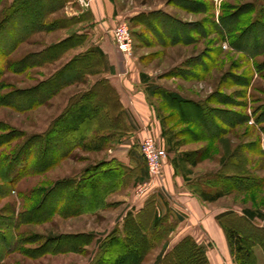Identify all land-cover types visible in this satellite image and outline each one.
<instances>
[{
	"label": "rangeland",
	"instance_id": "374dc122",
	"mask_svg": "<svg viewBox=\"0 0 264 264\" xmlns=\"http://www.w3.org/2000/svg\"><path fill=\"white\" fill-rule=\"evenodd\" d=\"M12 1L0 0V233L19 244L5 251L0 241V252L5 254L0 264L115 261L117 254L121 256L120 242H112L107 253L101 250V243L110 239L115 228H124L129 213L141 215L146 227L155 214L162 217L161 236L139 264H156L165 248L185 235L204 247L208 264L244 260L264 264V218L249 220L244 216L245 209L264 214V0H118L124 14L114 26L126 21L133 39L131 56L125 60L120 56L130 67L131 79L141 77L148 87L156 85L198 101L207 110L209 122L202 130L182 121L164 91L156 89L148 99L166 131L165 137H156L167 152L162 171L144 173L140 143L146 136H154L147 133L136 142L141 159L135 155L138 162L132 161L130 167L134 168H129L126 184L120 189L126 192L107 197L104 207L96 212L68 216L51 212L53 200L37 208L48 189H55L61 180L81 178L88 167L115 153L122 157L119 147L128 144L124 136L130 130L129 115L120 116V137L103 148L89 144L75 147L70 139L75 133H71L61 144V149L70 147L68 155L53 166L47 165L48 156L44 163L45 142L38 141L22 175L10 181L6 169L11 156L31 141L33 134L54 126L79 94L97 91L113 105V113L121 108L120 104L116 107L120 95L106 71L107 58L91 53L95 44L85 22L88 16L79 11L76 0ZM20 3L23 8L16 10ZM221 18L233 27L234 37L244 32L242 42L231 43L227 32L223 39L216 28ZM255 21L258 23L252 24ZM176 22L180 26L175 30ZM64 39L67 46H60ZM80 54L86 56L76 65L87 67L81 79L61 85L38 103L42 93L54 89L62 79L46 90L38 85ZM67 121L72 126L79 124L73 116ZM85 121L80 126L86 123L82 127L90 128ZM167 138L174 144L167 143ZM59 149L51 147L49 152L59 154ZM184 152H188L185 158ZM36 164L41 166L39 170L30 172ZM218 190H223L219 198L203 199V191L213 194ZM81 193L87 189L81 188ZM225 226L242 234L252 258L231 246ZM75 232L85 236L73 241L66 238V250L59 244L60 251H48L54 247L47 248L50 237ZM105 260L103 264H108Z\"/></svg>",
	"mask_w": 264,
	"mask_h": 264
},
{
	"label": "trees",
	"instance_id": "16d2710c",
	"mask_svg": "<svg viewBox=\"0 0 264 264\" xmlns=\"http://www.w3.org/2000/svg\"><path fill=\"white\" fill-rule=\"evenodd\" d=\"M14 1L15 0H13L12 2ZM32 1L33 0H31V2ZM22 8V3H20L15 9L17 10ZM13 14L14 12L9 14V16L7 17L8 21L12 18ZM35 17V15H32L31 22H36ZM219 23L221 25L219 27L216 25V28L223 35V39L225 38L224 32H227L229 36H231V43L234 44L235 40H239V42H242L243 38L245 37L243 36L245 35L243 34L244 32L239 33L234 37V29L230 24H228L222 18L221 22ZM257 23L258 21H255L252 24ZM260 25L261 27H263L261 23ZM178 26H180V24L176 22V26H174L173 29L176 30ZM31 28L32 27H28L29 30ZM246 33L250 34L248 30L246 31ZM67 39H64L62 42H60V46H67L65 44ZM57 45H59V43ZM50 48L51 47H49L48 49ZM91 53L98 54L102 59L106 57L105 53L99 46L92 47ZM84 56H86V54H80L78 57H75L74 59L70 60L68 63L60 67L51 77L43 80L38 85V87L42 86V88L45 90L47 88H50L52 82L58 80V78L62 79V82L61 84H56L54 86V89H49L48 92H43V95L38 98L37 102L40 103L46 97L53 94L57 89L61 88V85L63 86L67 85L68 83H72L73 81H79L83 75L82 72H86L87 67H80L81 65H78V67L76 64L82 62V58H84ZM142 76L144 78V76L146 75L142 74ZM106 82L107 81H104V83ZM108 85L110 84L108 83ZM104 86L107 87L106 84H104ZM107 88H109V86ZM151 88V96L156 93V89H161L156 85L151 86ZM163 91L165 97L176 109L177 115L182 121L190 122L191 124L197 125L202 130H206V124L209 122V119L207 117V110L202 105H200L198 101L185 98L175 91ZM108 103L109 101H105L103 99L102 93L98 94L97 91H95L94 93L84 92L79 94L78 98L70 103L69 109L63 111L61 115L58 116L56 120L57 122L54 124V126L48 128L47 131L41 134H33L31 136V141L25 144L22 149L18 151L14 156H11L10 164L6 169V175L10 176V181H14L22 175L23 170L26 166V162H28L32 157L33 152L30 151H32L34 145L42 139L44 140L46 145L43 146V148H45L43 161L45 163L47 159L46 156H48V166L55 165L58 161L68 155L70 147L61 149V144L66 138H68L71 133H75V136L70 138L71 140H73V146L75 147L79 145L89 144L91 145V147L103 148L110 142L117 140L121 135L120 129L123 128V122L120 119V116H122L123 114L127 115V110L122 107L120 101H117L116 107L118 106V104H120L121 106L119 107L121 108L117 109V113H113L110 108V106L113 105H110ZM13 105L20 109L24 108V105L22 107L16 104ZM69 116H73V118H75V121L79 122L78 126H72L67 121V118H69ZM85 119L89 122L87 126L91 125L90 128L88 127L89 129L83 128L84 126H86V123L84 124V126L82 125L83 127L80 126L81 121H84ZM165 134L166 131L163 127L162 136L165 137ZM167 143H171L172 145L174 144L172 138H167ZM58 146L60 147L59 154H50V148ZM262 153L264 154V151ZM182 155L185 158L188 155V152H184ZM34 166L35 167L33 168L35 169L30 170V172L32 173L36 172L41 167L37 164ZM129 168L133 169L134 167H130L126 163L124 158L118 159L116 157H112L102 161L101 163L92 165L88 167V169H86V175L81 176V178H65L64 180H61L59 183H57L56 188L59 189L55 188L51 190V188H49V192L48 194H46V198L44 199L42 205H40L37 209L43 208L46 204H48L49 201L53 200V202L55 201L53 205L54 208L51 211L53 213L58 212L62 215L68 216L71 214L96 212L100 208L104 207L103 205H105L106 199L111 192L121 189L122 186L126 183L125 181L127 178L126 176L129 172ZM144 173L149 174L147 165L146 169H144ZM84 187L87 189V193L85 194L81 193V188ZM222 191L223 190H218L213 194L203 191L201 194L203 199L213 201L222 196ZM145 209L146 206L142 208L141 212H143ZM244 216L249 220H252L256 216H261L264 218V214H261L260 211L251 209H245ZM220 217L221 216H218V219H220ZM2 219L5 220H2V222H6L7 220L6 218ZM161 224L162 217L160 214H155L153 221L146 227L142 221L141 215L129 213L127 215V221L124 225V228L122 230L115 228L110 239L101 243V250L107 253L112 242H120L121 256L117 254V256L114 257L115 261L112 262L104 259L106 263L139 264L147 250L152 249L156 246L157 238L161 236L162 232V229H160L162 226ZM225 231L229 238L231 246L239 250V252L245 250L247 257L252 258V252L249 251L248 248L244 247V239L242 237V234L238 230L228 226H225ZM81 236L85 235L83 233H78L52 236L48 240L47 248L49 247V249H51V246L54 247L53 250L48 251H60V249H58V247H60L59 244H63L61 250H66L65 242H68L69 239H72V241L78 240L79 238H81ZM66 238H68V240ZM10 240L11 237L9 238L5 234L0 233V241L5 244V251H10L11 249L18 248L19 243H11ZM51 243L53 245H50ZM2 252L3 253L0 252V261L3 260V256L5 255L4 251ZM104 260L102 258L98 259L97 264H103ZM156 264H208V262L204 247L201 246L191 235H185L170 247H166L165 251L158 256ZM239 264L254 263L252 262V260H244L240 261Z\"/></svg>",
	"mask_w": 264,
	"mask_h": 264
},
{
	"label": "crops",
	"instance_id": "0c3cea01",
	"mask_svg": "<svg viewBox=\"0 0 264 264\" xmlns=\"http://www.w3.org/2000/svg\"><path fill=\"white\" fill-rule=\"evenodd\" d=\"M79 11L87 13L88 17L86 19L84 18L86 21L83 20L87 22L86 24H88L90 28L89 34L91 41L95 46H99L105 53V58H107L106 71L110 73L111 84L118 90L121 105L127 110L129 115L128 124H130V130L127 132V135L124 136V140H126L125 142L128 144L123 148L119 147L122 157L120 156L121 158H119L117 153H115L116 155L113 154L109 158H124L126 163L131 166L132 161L136 160V162H138L141 159V156L137 153L136 146V142L139 141V138L141 139L147 133H153L155 137L162 136L163 126L156 115L153 105L148 99L149 96H151L150 93L152 88L147 86L145 80V83H143L141 77L138 79L133 77V79H131L130 67L128 64H123L122 61V59L125 60L126 58L123 57L121 52L116 48V45L112 42L110 32L114 27V23L124 14L123 10L120 11L118 7V0H91L88 8L80 6ZM120 64L122 65L121 69L119 68ZM139 75L142 76L141 73H139ZM145 78L146 76H144V79ZM135 155H137L138 161ZM131 158V163H129ZM171 172L172 176H174L175 173L173 169ZM124 192H126V190L121 191L119 189L111 192L108 197ZM142 206L143 204L139 206V208ZM127 210L128 209H126L125 213H127ZM123 216H125V214H123Z\"/></svg>",
	"mask_w": 264,
	"mask_h": 264
},
{
	"label": "built area",
	"instance_id": "2783aa9c",
	"mask_svg": "<svg viewBox=\"0 0 264 264\" xmlns=\"http://www.w3.org/2000/svg\"><path fill=\"white\" fill-rule=\"evenodd\" d=\"M76 2L84 7L90 6L91 0H76ZM112 36L118 50L129 58L132 54L133 39L129 25L126 21H119L112 30ZM140 149L146 162L148 172L159 174L162 171L164 158L167 156L165 145L159 138L153 135H148L140 143Z\"/></svg>",
	"mask_w": 264,
	"mask_h": 264
}]
</instances>
